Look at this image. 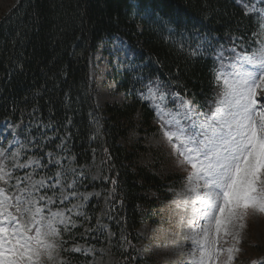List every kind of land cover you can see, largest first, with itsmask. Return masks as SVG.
<instances>
[{
  "label": "trees",
  "instance_id": "1",
  "mask_svg": "<svg viewBox=\"0 0 264 264\" xmlns=\"http://www.w3.org/2000/svg\"><path fill=\"white\" fill-rule=\"evenodd\" d=\"M239 2L18 0L0 16V123L14 127L18 158L38 161L37 175L48 185L57 172L69 174L72 159L75 189L88 192L58 264H93L105 250L112 264L144 263L138 228L157 220L152 211L184 176L155 174L137 163L142 143L123 142L137 114L140 130L154 129V109L142 96L150 82L209 111L218 47L248 45L259 30L256 15ZM117 39L127 44L131 65H111L106 76L123 101L98 106L91 69Z\"/></svg>",
  "mask_w": 264,
  "mask_h": 264
},
{
  "label": "snow or ice",
  "instance_id": "2",
  "mask_svg": "<svg viewBox=\"0 0 264 264\" xmlns=\"http://www.w3.org/2000/svg\"><path fill=\"white\" fill-rule=\"evenodd\" d=\"M245 8L246 14L257 11L254 5ZM258 11L264 17V9ZM255 35L251 52L233 48L229 57L217 53L220 91L208 112L194 113L183 98L175 111L157 105L165 138L181 163L191 167L186 177L194 194L188 221L190 264H221L225 253L222 264H229L238 249L220 247V234H230L229 226L249 209L264 213V103L257 100L264 91V22ZM32 163L39 162L14 166ZM11 177L0 166V264H44L53 259L54 238L60 235L57 225L65 223L63 212H53V199L38 194L46 187L43 180L21 186L17 177L16 185L9 187Z\"/></svg>",
  "mask_w": 264,
  "mask_h": 264
},
{
  "label": "rangeland",
  "instance_id": "3",
  "mask_svg": "<svg viewBox=\"0 0 264 264\" xmlns=\"http://www.w3.org/2000/svg\"><path fill=\"white\" fill-rule=\"evenodd\" d=\"M18 0H0V16L11 9ZM253 5L257 9L260 16V24L264 22V17L261 16L259 9H264V0H255ZM260 27V26H259ZM257 44V39H256ZM256 46V45H255ZM109 56H104L101 52L98 53L95 63V71L91 69V81L94 84V101L98 106L107 104H120L123 101V94L115 90V86L108 80L106 72L113 67L117 69H126L131 65L132 56L129 55L127 44L117 39L109 48ZM151 89V92H150ZM220 91V87L216 88ZM163 94L164 99L161 101L159 96ZM146 97L150 99L156 108L157 105L175 111L182 103L180 96L170 95L161 86H151L146 91ZM186 100V99H184ZM259 102L264 103V91H260L257 96ZM189 101V100H188ZM190 102V101H189ZM194 113H201L197 111L190 103L189 105ZM158 114V112H157ZM139 115L137 114L134 120V126L129 132L124 144L137 145L139 142L145 147V151L140 154L137 163L144 165L147 169L155 174L164 176L166 174L179 173L184 176V181L173 192L171 200L158 206L156 211L152 214L157 217L154 223L145 222L138 228L140 235V242L138 250L141 257L144 259L143 264H190V252L192 250V242L188 238L190 235V226L188 221L192 218L191 200L194 194L189 191L188 182L186 180L187 174L191 171L190 165L181 163L182 158L175 154L171 144L165 138L161 129V122L159 126L153 124L154 129L148 133L140 130ZM12 127L7 123L0 125V152H3L6 147H12L11 156L9 160L0 162L1 166L6 171L12 174L8 186H14L17 182V177L22 181L21 186L27 185L30 182L41 181L44 179L32 176L37 172V163L29 164L27 167H15L14 165L28 164L18 158L17 148L14 146V136L11 133ZM4 148V150H3ZM13 153H17L13 156ZM66 165L69 174L56 175L54 181L55 188L58 192L56 198L52 194L53 204L49 205L53 212L62 211L64 224H58L60 235L55 239V249L52 252L53 259L44 260V264H58L66 251L68 240L72 237L73 227L76 225L74 215L80 209V202L84 201L88 192L76 187L73 184L74 166L72 159L68 160ZM26 171L21 175V171ZM30 169V170H29ZM95 176V175H93ZM30 177V181L25 179ZM57 180L59 183L57 184ZM47 181H44L45 185ZM71 185V187H69ZM2 186V185H0ZM37 187H39L37 185ZM41 189V188H40ZM39 189V195H42ZM75 189V190H74ZM67 196V199L63 197ZM44 203V202H42ZM62 203V205H61ZM203 222H201L202 224ZM107 231V230H106ZM228 232L225 235L220 234L219 246L223 248L238 249L232 253L233 259L229 264H264V213L254 212L251 209L243 215L238 221L233 222L229 226ZM110 233L107 231V236ZM70 248L79 249V245L71 244ZM198 255V253H197ZM226 253L220 257L221 264L226 258ZM93 264H112L114 258L108 251H104L101 255L92 257Z\"/></svg>",
  "mask_w": 264,
  "mask_h": 264
}]
</instances>
